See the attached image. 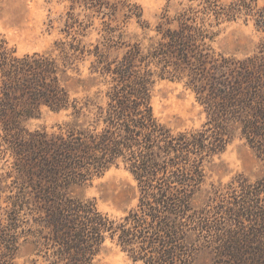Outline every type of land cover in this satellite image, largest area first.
Segmentation results:
<instances>
[{"label": "trees", "instance_id": "obj_1", "mask_svg": "<svg viewBox=\"0 0 264 264\" xmlns=\"http://www.w3.org/2000/svg\"><path fill=\"white\" fill-rule=\"evenodd\" d=\"M199 1L164 15L154 36L134 43L122 34L116 41L106 23L109 38L90 49L81 38L89 24L72 13L71 39L54 51L19 55L0 40V264H95L108 241L134 263L264 264V177L239 175L226 192L213 185L195 205L207 163L237 134L264 163V36L243 59L211 45L224 21L240 17L264 34V0ZM75 2L107 15L106 0ZM113 50L123 51L112 58ZM89 56L99 90L73 97L69 73ZM160 79L193 90L207 114L200 128L175 132L160 122L152 104ZM44 107L69 120L53 131L29 129ZM122 164L139 189L124 217L73 196ZM25 246L33 255L20 262Z\"/></svg>", "mask_w": 264, "mask_h": 264}, {"label": "rangeland", "instance_id": "obj_2", "mask_svg": "<svg viewBox=\"0 0 264 264\" xmlns=\"http://www.w3.org/2000/svg\"><path fill=\"white\" fill-rule=\"evenodd\" d=\"M76 0H0V40H6L9 47L17 49L19 55L34 52L54 51L55 43L70 40L67 36V19L72 13L75 19L89 24L84 37V44L93 49L100 42L109 38L110 24L116 41L136 42L156 34V27L164 21V15L175 16L184 7L196 5V0H106L107 15L91 13ZM199 1V2H198ZM232 0H220L221 4H229ZM116 10V11H115ZM91 14L92 18L87 15ZM141 15V18L139 16ZM148 26L149 28H144ZM77 29V28H76ZM219 35L213 43L214 50L225 56L239 59L252 56L258 52L264 34L257 31L252 22L245 17L233 21H224L217 28ZM74 33V31L72 32ZM110 33V35L112 36ZM147 43V42H146ZM94 45V46H91ZM123 50L111 53L114 58ZM57 53V51H55ZM95 57L89 56L79 64V71L69 73L67 85L73 97L93 96L99 86L91 74V67ZM102 89H105L102 87ZM152 104L156 117L161 123L175 132L186 129L200 128L207 119L204 107L197 101L192 89L185 83L160 79L156 81ZM69 118L67 112H56L47 107L41 113L27 121L31 130L46 128L56 130L58 126ZM5 160L0 158V167ZM207 179L203 191L195 199L199 206L206 199L207 192L212 186L226 188L239 175H243L250 182L264 177V163L257 157L255 151L239 134L228 144L227 148L214 155L206 166ZM77 199L94 201L99 210L108 213L113 218L124 217L138 205L139 189L133 175L124 167H112L103 176L72 189ZM228 198H231L230 195ZM20 262L27 260L32 254L30 246L23 247ZM197 255H216L213 252L201 251ZM31 258V257H30ZM207 259V258H205ZM203 257L198 264H208ZM95 264H141L134 263L127 253L117 245L108 241L96 258Z\"/></svg>", "mask_w": 264, "mask_h": 264}]
</instances>
